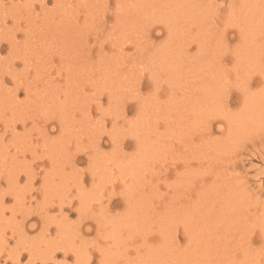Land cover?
<instances>
[{
	"label": "rangeland",
	"instance_id": "rangeland-1",
	"mask_svg": "<svg viewBox=\"0 0 264 264\" xmlns=\"http://www.w3.org/2000/svg\"><path fill=\"white\" fill-rule=\"evenodd\" d=\"M196 1L0 0V264H264V0Z\"/></svg>",
	"mask_w": 264,
	"mask_h": 264
},
{
	"label": "bare ground",
	"instance_id": "bare-ground-1",
	"mask_svg": "<svg viewBox=\"0 0 264 264\" xmlns=\"http://www.w3.org/2000/svg\"><path fill=\"white\" fill-rule=\"evenodd\" d=\"M127 1H128V0H127ZM146 1L149 2V0H145V2H146ZM152 1H153V0H152ZM157 1H158V0H157ZM160 1H161V0H160ZM191 1L193 2V3L191 2V4H193V5H195L194 2L199 3V2L196 1V0H191ZM202 1H203V0H202ZM85 2H86V1H85ZM85 2H84V3H85ZM124 2H125V1H124ZM124 2H123V4H124ZM186 2H187V0H183V1H182V0H174V1H172V0H163V1H161V3H160V2H159V3L157 2V4H156L155 1H154V3L150 1L149 3H150V7H151V9H150V7L148 6V5H149L148 3H147V4H148L147 6L149 7V10H151V11H150V14H152V16L155 15V14L157 13V11H156V7H158V5H161V8H162V9L165 8V10H166V9L173 8V7H174V8H179V9H180V8L183 9V6H184V9H187V11L189 10V11L191 12L192 9H191L190 7H187V6L189 5L188 2H187L188 5L185 6V5H186ZM136 3H137V2H136ZM140 3H141V1H140ZM197 3H196V5H197ZM22 4H23V3H22ZM56 4H57V3H56ZM132 4H133V3H132ZM45 5H46V0H42V2H41V7H42V8H43V7H46ZM20 6H21V4H20ZM31 6H32V5H31ZM139 6H142V5H139ZM130 7H131V6H130ZM144 7H145V5H144ZM148 7H147V8H148ZM23 8H24V7H23ZM49 8H50V7H49ZM139 8H141V7H139ZM188 8H189V9H188ZM256 8H257L258 10H256L257 12H254V14L257 13V14H259V16H261V17L258 18V19H257V17L255 16L256 21H257V20L259 21V20L262 18L263 21H261V22L264 23V15L262 16V14H263V10H261L260 13H258V11H259L262 7L257 5ZM32 9H33V8L31 7L30 11H31ZM142 9H143V8H142ZM190 9H191V10H190ZM2 10H3V9H2ZM71 10H72V9H71ZM71 10H69V11H71ZM129 10H130V8L128 7V11H129ZM144 10L147 11L146 8L143 9L142 11H144ZM3 11H4V10H3ZM62 11H63V10H62ZM97 11H98V10H97ZM131 11H132V10H131ZM138 11H141V10H138ZM146 11H145V12H146ZM187 11H186V10H185V11H182L183 16H184L185 12H186V15H187ZM65 12H66V11H65ZM118 12H119V11H118ZM132 12H133V11H132ZM132 12H131V13H132ZM145 12H144V13H145ZM167 12H168V10H167ZM183 12H184V13H183ZM190 12H189V13H190ZM193 12H194V11H193ZM252 12H253V11H252ZM3 13H4V12H3ZM23 13H24V12H23ZM27 13H28V12H27ZM66 13H67V12H66ZM66 13H65V15H66ZM122 13H123V11H122ZM122 13H121V14H122ZM129 13H130V11H129ZM129 13H128V14H129ZM141 13H142V12H141ZM168 13H169V12H168ZM180 13H181V12H180ZM189 13H188V15H189ZM201 13H202V12H201ZM71 14H72V13H71ZM123 14H125V15L128 16L127 13H123ZM69 15H70V14H69ZM69 15H68V16H69ZM75 15H76V14H75ZM129 15H131V14H129ZM156 15H158V14H156ZM193 15H195V14H193ZM44 16H45V15H44ZM72 16H73V15H72ZM127 16H126V17H127ZM152 16H151V17H152ZM253 16H254V15H253ZM259 16H258V17H259ZM66 17H67V16H66ZM149 17H150V16H149ZM250 17H251V16H250ZM50 18H51V17H50ZM85 18H86V17H85ZM87 18H88V17H87ZM170 18H172V17H170ZM184 18H185V17H184ZM251 18H253V17H251ZM180 19H181V18H180ZM185 19H186V18H185ZM48 20H49V18H48ZM84 20H85V19H84ZM88 20H89V19H88ZM123 20H124V19H123ZM123 20H122V22H123ZM152 20H153V19H152ZM159 20H160V19H159ZM64 21H65V20H64ZM64 21H63V22H64ZM124 21H125V20H124ZM42 22H44L43 19H42ZM174 22H175V20H174ZM180 22H181V21H180ZM198 22H199V21H198ZM17 23H19V22H17ZM172 24H174V23L172 22ZM177 24H179V23H177ZM177 24L175 23V25H177ZM19 26H20V25H19ZM18 28H19V27H18ZM205 28H206V27H205ZM239 28H241V27H239ZM239 28H238V29H239ZM254 28H256V27H254ZM96 29H97V28H96ZM252 29H253V28H252ZM261 29H262V28H261ZM33 30H34V29H33ZM37 30H38V29H37ZM68 30H69V29H68ZM73 30H74V29H73ZM89 30H90V29H89ZM241 30L243 31V28H242ZM244 30H245V29H244ZM38 31H40V30H38ZM41 31H43V30H41ZM198 31H199V30H198ZM239 31H240V29H239ZM256 31H257V30H256ZM259 31H261V30L259 29ZM68 32H69V31H68ZM150 32H151V29H150ZM12 33H13V32H12ZM29 33H30V32H29ZM256 33H257V32H256ZM260 33H261V32H260ZM262 33H263V32H262ZM35 34H36V33H35ZM35 34H34V35H35ZM45 34H46V33H45ZM32 35H33V34H32ZM223 35H224V34H223ZM37 36H38V35H37ZM149 36H150V35H149ZM193 36H194V35H193ZM12 37H13V36H12ZM34 37H35V36H34ZM28 38H29V36H28ZM28 38H27V39H28ZM57 38H58V36H57ZM83 38H84V37H83ZM10 40H11V39H10ZM34 40H35V39H34ZM59 40H60V39H59ZM31 41H32V40H31ZM35 41H36V40H35ZM12 42H13V41H12ZM29 42H30V41H29ZM39 42H40V41H39ZM72 42H73V41H72ZM127 42H128V41H127ZM7 43H8V42H7ZM26 43H28V42H26ZM26 43H25V44H26ZM32 43H33V42H32ZM32 43H30V44H32ZM43 43H44V42H43ZM10 44H11V43H10ZM33 44H34V43H33ZM35 44H36V43H35ZM44 44H45V43H44ZM23 45H24V44H23ZM28 45H29V44H28ZM39 45H40V44H39ZM189 45H190V44H189ZM35 46H36V45H35ZM24 47H25V46H24ZM28 47H29V46H28ZM41 47H43V46H41ZM30 48L32 49V47H30ZM34 48H35V47H34ZM38 48H39V47H38ZM45 48H46V47H45ZM45 48H44V50H45ZM49 48H50V47H49ZM54 48H55V47H54ZM50 50H52V49L50 48ZM81 50H82V49H81ZM15 51H16L17 54H18L19 50L17 49V50H15ZM45 51H46V50H45ZM52 51H53V50H52ZM21 52H23V51H21ZM25 52H27V51H25ZM37 52H38V51H37ZM39 52H40V51H39ZM81 52H83V51H81ZM122 52H123V51H122ZM77 53H78V52H77ZM30 54H31V53H29V55H30ZM40 54H41V53H40ZM44 54H45V53H44ZM49 54H50V53H49ZM71 54H72V53H70L69 55H71ZM85 54H86V53H85ZM85 54H84V55H85ZM8 55H9V54H8ZM11 55H13V53H11ZM11 55H10V56H11ZM103 55H104V54H103ZM19 56L22 57L21 55H19ZM26 56H28V55H26ZM26 56H24V58H25ZM13 57H14V56H13ZM17 57H18V56H17ZM28 57H31V56H28ZM28 57H27V58H28ZM70 57H72V56H70ZM100 57H101V56H100ZM103 57H104V56H103ZM24 58H20V59H24ZM14 59H16V58H14ZM76 59H77V58H76ZM100 59H101V58H100ZM25 60H26V58H25ZM27 60H28V59H27ZM78 60H80V59L78 58ZM21 61H22V60H21ZM22 62H24V61H22ZM45 62H46V60H45ZM72 62H73V61H72ZM25 63H26V62H25ZM73 63H76V61L73 62ZM77 63H78V62H77ZM12 64H13V62H12ZM67 65H68V64H67ZM8 66H9V65H8ZM11 66H12V65H11ZM11 66H10V67H11ZM74 66H75V65H74ZM74 66H72V67H74ZM82 66H83V65H82ZM106 66H107V65H106ZM64 67H65V66H64ZM76 67H77V66H76ZM6 68H7V67H6ZM69 68H70V72H71V70H72V72H73V69L75 70V68H71L70 65L68 66V70H69ZM103 68H105V67H103ZM103 68H102V69H103ZM11 69H13V68H11ZM64 69H66V68H64ZM99 69H100V68H99ZM14 70H15V69H14ZM58 70H59V69H58ZM100 70H101V69H100ZM104 70H106V69H104ZM12 71H13V70H12ZM111 71H112V70H111ZM258 71H259V70H258ZM72 72H71V73H72ZM76 72H78V70H77ZM88 72H89V71H88ZM102 72L104 73V71H102ZM102 72H101V73H102ZM220 72H221V71H220ZM10 73H11V72H10ZM10 73H9V75H10ZM67 73H69V72H67ZM82 73H83V72H82ZM115 73H116V72H115ZM12 74L14 75V73H12ZM245 74H246V73H245ZM13 75H12V76H13ZM66 75H67V77H68V74H66ZM69 75H70V74H69ZM86 75H87V74H86ZM261 75H262V74H261ZM262 76L264 77V75H262ZM77 77H79V76L77 75ZM85 77H86V76H85ZM87 77H88V76H87ZM249 77H250V76H249ZM92 78H93V77H92ZM98 78H99V77H98ZM102 78H103V77H102ZM53 79H54V78H52V81H53ZM70 79H71V80H75L76 78L73 79V77H70ZM78 79H79V78H78ZM88 79H89V78H88ZM103 79H104V78H103ZM250 79H251V78H250ZM54 80H55V79H54ZM84 80H85V79H84ZM68 81H70V80H68ZM102 81H103V80L101 79V82H102ZM71 82H72V81H70V83H71ZM215 82H216V81H215ZM27 83H28V82H27ZM49 83H50V82H49ZM70 83H69L68 85H70ZM72 83H73V82H72ZM98 83H99V82H98ZM104 83H105V82H104ZM246 83H247V82H246ZM65 84H66L67 87H70V86L67 85V80H66V83H65ZM101 84L103 85V82H102ZM18 86H19V83H18ZM73 86H74V85H73ZM100 87H101V86H100ZM27 89H28V88H27ZM29 89H30V88H29ZM69 89H70V88H69ZM69 89H66V90H69ZM71 89H72V88H71ZM15 90H16V89H15ZM74 90H75V88H74ZM79 90H80V89H79ZM72 91H73V90H71V93H72ZM75 91H76V92H75ZM75 91H74V98H75V99H76L77 97H81V96H83V95L79 94L80 91L78 92L77 89H76ZM211 91H212V90H211ZM2 92H3V91H2ZM11 92H12V91H11ZM27 92H28V91H26V94H27ZM29 92H30V90H29ZM66 92H67V91H66ZM33 93L36 94L35 92H33ZM33 93H32V95H33ZM41 93H42V92H41ZM43 93H44V92H43ZM89 93H90V92H89ZM96 93H97V92H96ZM86 94H87V93H86ZM16 95H17V94H16ZM56 95H57V94H56ZM80 95H81V96H80ZM30 96H31V95H30ZM57 96H58V95H57ZM88 96H89V95H88ZM32 97H33V96H32ZM40 97H41V96H40ZM85 97H86V96H85ZM27 98H28V97H27ZM50 98H51V97H50ZM45 99H47V98L45 97ZM66 99H67V98H66ZM66 99L64 98V100H66ZM72 99H73V98H72ZM88 99H89V98H88ZM151 99H152V98H151ZM47 101H48V100H47ZM55 101H56V100H55ZM71 101H72V100H71ZM91 101H92V100H91ZM67 102L70 104L69 99H67V101L65 102V105L67 104ZM77 102H79V101H77ZM77 102H76V104H77ZM23 103H24V102H23ZM45 103H46V101H45ZM72 103H74V102L72 101ZM59 104H60V103H59ZM69 104H68V106H69ZM76 104H75V106H76ZM97 104H98V102H97ZM261 104H262V103H261ZM54 105H55V104H54ZM57 105H58V104H57ZM57 105H55V106H57ZM65 105H64V106H65ZM124 105H125V104H124ZM154 105H155V104H154ZM5 106H6V105H5ZM58 106H59V105H58ZM73 106H74V104H73ZM14 107H15V106H14ZM71 107H72V105H71ZM71 107H70V108H71ZM79 107H81V106L79 105V106H78V109H79ZM122 107H123V106H122ZM58 108H59V107H58ZM68 108H69V107H67V106L65 107L66 110H68ZM73 108H74V107H73ZM75 108H76V107H75ZM83 108H84V106H83ZM1 109H2V108H1ZM54 109H55V108H54ZM99 109H100V108H99ZM125 109H126V108H125ZM143 109H144V108H143ZM72 110H73V109H72ZM153 110H154V109H153ZM258 110H259V109H258ZM260 110H261V109H260ZM262 110H263V109H262ZM69 111H70V110H69ZM69 111H68V113H70ZM198 111H199V110H198ZM198 111H197V112H198ZM200 111H201V110H200ZM200 111H199V113H200ZM62 112H63V111H62ZM73 112H74V111H73ZM73 112H72V113H73ZM88 112H89V111H88ZM52 113H53V112H52ZM64 113H65V112H64ZM66 113H67V111H66ZM66 113L63 114V115H62V113H61L62 119L64 118V115H66ZM68 113H67V115H68ZM72 113H71V114H72ZM209 113H210V112H209ZM146 114H147V113H146ZM75 116H76V115H75ZM9 118H10V117H9ZM75 118H77V117H75ZM75 118H74V120H75ZM79 118H80V117H78V119H79ZM87 118H88V117H87ZM141 118H142V117H141ZM65 119H66V118H65ZM63 120H64V119H63ZM63 120H62L61 122H63ZM67 120H68V122H69L71 119H70V118L68 119V117H67ZM67 120L64 121V124L66 123V125H67V127H68V124H69V123L67 124ZM74 120H73V121H74ZM76 120H77V119H76ZM76 120H75V122H76ZM77 121H78V120H77ZM84 121H86V119H85ZM88 121H90V120H88ZM24 122H26V121L24 120ZM59 122H60V121H59ZM82 122H83V121H82ZM86 122H87V121H86ZM90 122H91V121H90ZM204 122H205V121H204ZM70 123H71V122H70ZM76 123H78V122H76ZM76 123H73V124H75L76 127H77V124H76ZM83 123H84V122H83ZM221 123H222V122H221ZM15 124H16V123H15ZM88 124H90V123L88 122ZM69 125H70V124H69ZM80 125H81V124H79V126H78L79 128H80ZM84 125H85V123L83 124L82 128L85 129ZM91 125H93V124H91ZM86 126H87V125H86ZM62 127H64V126H62ZM72 127L75 128V126H73V125H72ZM6 128H8V127H6ZM31 129H32V128H31ZM67 129H68V130H69V129L71 130V128H67ZM67 129H66V130H67ZM217 129L222 130V125H218V126H217ZM5 130H6V129H5ZM12 130H13V129H12ZM86 130H88V128H87ZM14 131H15V130H14ZM77 131H81V130H77ZM77 131H76V133H77ZM97 131H98V130H97ZM12 132H13V131H12ZM16 132H17V131H15V133H16ZM81 132H84V131H81ZM5 133H6V132H5ZM71 133H72V132H71ZM3 134H4V133H3ZM12 134H13V133H12ZM1 137H2V136H1ZM31 138H32V137H31ZM31 138H29L30 142H31V140H32ZM44 138H45V137H44ZM68 138H69V137H68ZM74 138H75V137H74ZM93 138H94V137H93ZM55 140H56V139H55ZM55 140H54V141H55ZM65 140H66V139H65ZM0 142H2V141L0 140ZM27 142H29V141H27ZM45 142H46V141H44V143H45ZM47 142H48V141H47ZM49 142H50V141H49ZM124 142H125V140H124V139H123V140L121 139V141H120V145H121L122 147H123V145H125ZM20 143H22V142H20ZM58 143H59V142H58ZM117 143H119V142H117ZM125 143H126V142H125ZM22 144H23V143H22ZM46 144H47V143H46ZM55 144H56V143H55ZM55 144H53V145H55ZM115 144H116V143H115ZM184 144H185V143H184ZM205 144H206V143H205ZM192 145H193V144H192ZM206 145H207V144H206ZM48 146H49V144H48ZM56 146H58V148H59V145H56ZM186 146H187V145H186ZM189 146H190V145H189ZM196 146H197V144H196ZM42 147H43V146H42ZM53 147H54V146H53ZM119 147H120V146H119ZM187 147H188V146H187ZM197 147H198V146H197ZM2 148H3V147H2ZM189 148H190V147H189ZM94 149H95V148H94ZM2 150H4V149H2ZM55 150H56V148H55ZM62 150H63V149H62ZM148 150H149V149H148ZM46 151H47V150H46ZM52 151H54V149H53ZM42 152H44V151L42 150ZM50 152H51V151H49V153H50ZM54 152H55V151H54ZM0 153H1V152H0ZM2 153H4V152H2ZM52 153H53V152H52ZM65 153H66V152H65ZM60 154H61V153H60ZM4 155H5V153L3 154V158L5 157ZM71 155H72V154H71ZM0 156H1V155H0ZM73 156H74V155H73ZM73 156H72V157H73ZM6 157H7V154H6ZM6 157H5V158H6ZM52 157H53V156H52ZM54 157H55V156H54ZM1 158H2V156H1ZM70 158H71V157H70ZM7 159H8V158H7ZM56 159H58V157H57ZM56 159H55V161H57ZM95 159H96V158H95ZM142 159H143V158H142ZM142 159H141V160H142ZM187 159H188V158H187ZM262 159L264 160V157H263ZM1 160H2V159H1ZM5 160H6V159H5ZM70 160L73 162L75 159H74V157H73V158L70 159ZM50 161H51V160H50ZM106 161H107V160H105V162H106ZM5 162H6V161H4V162H2V163L5 164ZM128 162H129V161H128ZM187 162H188V161H187ZM6 163H7V162H6ZM51 163L53 164V162H51ZM73 163H74V162H73ZM30 164H31V163H30ZM52 164H51V165H52ZM124 164H125V163H124ZM126 164H127V163H126ZM189 164H190V163H189ZM89 165H90V164H89ZM89 165H88V166H89ZM137 165H138V164H137ZM174 165H175V164H174ZM0 166H1V164H0ZM53 166H54V164H53ZM166 167H167V166H166ZM174 167H175V166H173V168H174ZM104 168H105V167H104ZM113 168H114V167H113ZM121 168H122V167H121ZM53 169H56V170H57V165H55ZM118 169H119V168H118ZM166 169H167V168H166ZM176 169H177V168H176ZM32 170H33V169H32ZM124 170H126V169H123L122 171H121V170H120V171L123 172ZM140 170H141V169H140ZM107 171H108V170H107ZM144 171H145V169H144ZM167 171H168V170H167ZM11 172H12V171H11ZM50 172H51V170H50ZM145 172H146V171H145ZM168 172H169V171H168ZM189 172H190V171H189ZM12 173H13V172H12ZM52 173H53V172H52ZM142 173H143V172H142ZM29 174H30V173H29ZM49 174H50V173H49ZM54 174H55V172H54ZM54 174H53V175H54ZM57 174H58V175H61L60 172H58ZM97 174H99V173H97ZM100 174H101V173H100ZM110 174H111V173H110ZM121 174H123V173H121ZM176 174H177V173H176ZM30 175H31V174H30ZM46 175H47V174H46ZM141 175H142V174H141ZM54 176H55V175H54ZM100 177H101V176H100ZM122 177H124V176H122ZM203 177H204V175H203ZM11 178H12V177H11ZM34 178H36V177H34ZM34 178H33V179H34ZM0 179H1V178H0ZM73 179H74V178H73ZM200 179L202 180V177H201ZM30 180H31V179H30ZM105 180H106V179H105ZM203 180H204V179H203ZM13 181H14V179H13ZM52 181H54V180L52 179ZM98 181H99V180H98ZM204 181H205V180H204ZM205 182H206V181H205ZM209 182H210V181H209ZM49 183H51V182L49 181ZM53 183H54V182H53ZM56 183H57V182H56ZM59 184H61V183H59ZM59 184H58V185H59ZM100 184H101V183H100ZM15 185H16V184H15ZM98 185H99V184H98ZM166 185H167V184H166ZM10 186H11V185H10ZM10 186H9V188H10ZM53 186H54V185H53ZM13 188H14V187H13ZM50 188H51V187H50ZM80 188H81V187H80ZM100 188H101V187H100ZM16 190H18V189H16ZM19 190H20V189H19ZM94 190H95V189H94ZM14 192H15V191H14ZM19 192H20V191H19ZM46 192H47V191H45V193H46ZM95 192H96V191H95ZM95 192H94V193H95ZM167 192H168V191H167ZM12 193H13V192H12ZM12 193H10V195H11ZM20 193H21V192H20ZM164 193H165V192H164ZM164 193H163V194H164ZM176 193H177V192H175V194H176ZM261 193H262V192H261ZM47 194H48V193H47ZM163 194H162V196H163ZM112 195H113V194H112ZM252 195H253V194H252ZM162 196H161V197H162ZM174 196H175V195H174ZM178 196H179V195H178ZM195 196L199 197V199H200V197H203V194H202L201 191H200V192L197 193ZM4 197H5V196H4ZM131 197H132V196H131ZM18 198H19V197H18ZM108 198H109V197H108ZM173 198L175 199V197H173ZM173 198H172V199H173ZM176 198H177V196H176ZM21 199H23V198L21 197ZM111 199H112V197H111ZM111 199H109V200H111ZM131 199H133V198H131ZM190 199H191V197H190ZM190 199H189V202L187 203V206L184 205V206L182 207L183 204L180 205L183 209L185 208V209H184L185 211L181 210V208H180V209H179V212H177V213H179V214L182 215V216H181V215H180V216H181V220H182V222H183L184 225H185V229H186V226H187L186 221H188V222H189L190 224H192V225L194 224L193 221H194V217H195V216L191 214V212H192L191 207H193V206H192L193 202L191 203V200H190ZM205 199H206V198H205ZM1 200H3V198H2ZM16 200H17V199H16ZM79 200H80V199H79ZM112 200H113V199H112ZM129 200H130V199H129ZM162 200H163V199H162ZM177 200H178V199H177ZM206 200H207V199H206ZM18 201L21 202L20 198L18 199ZM175 201H176V200H175ZM193 201H195V200H193ZM197 201H198V200H197ZM23 202H24V201H23ZM110 202H111V201H110ZM112 202H113V201H112ZM133 202H134V204H136L135 201H134V199H133ZM161 202H162V201H161ZM195 202H196V201H195ZM198 202H199V201H198ZM198 202H197V203H198ZM201 202H202V200H201ZM201 202H200V203H201ZM125 203H126V202H125ZM130 204H131V203H130ZM130 204H129V205H130ZM137 204H138V203H137ZM179 204H181V203H179ZM184 204H186V203H184ZM194 204H195V203H194ZM194 204H193V205H194ZM24 205H25V204H24ZM111 205H112V204H111ZM124 205H125V204H124ZM131 205H132V204H131ZM195 205H196V204H195ZM195 205H194L193 208H196V216H197V218L203 216V217L200 218L201 220H199L197 224H198V226H201V228L203 227V229H204L208 224L211 225V224L209 223V220H210V218H211L212 216L208 215L209 212L207 213V211H204V210H202V209L198 210L197 207H196ZM202 205H203V204H202ZM214 205H215V204H214ZM83 206H84V205H83ZM107 206H108V205H107ZM133 206H134V205H133ZM135 206H136V205H135ZM166 206H167V205H166ZM172 206H173V205H172ZM172 206H171V207H172ZM188 206H189L190 208H189ZM198 206H199V204H198ZM22 207H23V206H22ZM160 207H161V206H160ZM174 207H175V205H174ZM178 207H179V206H178ZM199 207H200V206H199ZM1 208H2V207H1ZM79 208H80V205H79ZM81 208H82V207H81ZM100 208H101V206H100ZM130 208H131V209H132V208L134 209L135 207H130V206H129V209H130ZM201 208H202V207H201ZM102 209H103V208H102ZM102 209H101V210H102ZM135 209H136V208H135ZM12 210H13V209H12ZM25 210H27V209H25ZM25 210L23 209L24 212H25ZM101 210H100V211H101ZM108 210H109V209H108ZM171 210H172V211H170V214H169L168 216H164V215H159V214H158V215H159V224H160V225L164 224L165 222L168 223V222H171V221L175 220V216L172 217V214L174 213V210H175V209H174V208H173V209L171 208ZM190 210H191V211H190ZM3 211H4V210H3ZM106 211H107V210H106ZM131 211H132V210H131ZM162 211H163V210H162ZM175 211H176V210H175ZM217 211H218V210H217ZM231 211H232V209H231ZM20 212H21V210H20ZM27 212H28V211H27ZM212 212H213V211H212ZM221 212H222V209H221ZM225 212H226V211H225ZM225 212H224V214H225ZM229 212H230V210L228 211V213H229ZM236 212H237V211H236ZM61 213H62V212H61ZM103 213H104V212H103ZM107 213H109V212H107ZM107 213H106V214H107ZM128 213H129V212H128ZM165 213H166V212H165ZM192 213H193V212H192ZM233 213H234V212H233ZM3 214H4V213H3ZM12 214H13V213H12ZM12 214H11V215H12ZM106 214H105V215H106ZM209 214H210V213H209ZM211 214H212V213H211ZM222 214H223V213H222ZM13 215H16V214H13ZM22 215H23V214H22ZM166 215H167V214H166ZM184 215H185V216H184ZM186 215H187V216H186ZM226 215H227V213H226ZM226 215H224V218L226 217ZM228 215H229V214H228ZM228 215H227V216H228ZM230 215H231V214H230ZM230 215H229V216H230ZM183 216H184L186 219H183V218H184ZM193 216H194V217H193ZM13 217H14V216H13ZM15 217H16V216H15ZM192 217H193V218H192ZM238 217H239V216H238ZM242 217H243V216H242ZM235 218H236V217H235ZM7 219H8V218H7ZM14 219H15V218H14ZM24 219H25V218H24ZM195 219H196V218H195ZM208 219H209V220H208ZM211 219H212V218H211ZM226 219H227V218H226ZM13 221H14V220H13ZM13 221H12V222H13ZM21 221H22V220H21ZM64 221H65V220H64ZM106 221H107V219H106ZM111 221H112V220H111ZM222 221H223V220H222ZM230 221H231V219H230ZM176 222H177V221H176ZM213 222H214V220H213ZM213 222H212V224H213ZM215 222H216V221H215ZM237 222H238V221H237ZM237 222L235 221V223H237ZM17 223H18V222H17ZM157 223H158V222H157ZM180 223H181V222H180ZM12 224H13V223H12ZM175 224H177V223H175ZM230 224H231V223H230ZM241 224H242V223H241ZM241 224H239V225H241ZM170 225H173L172 222H171V224H169V226H170ZM181 225H183V224H181ZM195 225H196V224H195ZM215 225H216V224H215ZM215 225H214V227H216ZM217 225H218V224H217ZM236 225H237V224H236ZM166 226H167V225H166ZM66 227H67V226H66ZM170 227H171V226H170ZM172 227H173V226H172ZM187 227H188V226H187ZM189 227H190V226H189ZM193 227H194V226H193ZM210 227L212 228V226H210ZM30 228H31V227H30ZM161 228H162V230H165V229H166V228H165V225L162 226ZM175 228H176V227H175ZM175 228H173V229H175ZM197 228H199V227H197ZM206 228H207V227H206ZM64 229H67V228H65V226H64ZM176 229H177V228H176ZM187 229H188V228H187ZM192 229H193V228H192ZM195 229H196V227L194 228V230H195ZM212 229H213V228H212ZM71 230H72V229H71ZM71 230H70V231H71ZM205 230H206V229H205ZM214 230H215V229H214ZM86 231H87V230H86ZM177 231H178V230H177ZM185 231H186V230H185ZM190 231H191V230H190ZM198 231H202V230H198ZM207 231H208V230H207ZM212 231H213V230H212ZM212 231H211V232H212ZM163 232H164V231H163ZM204 232H205V231H204ZM204 232H202V234H201V240H204V239H205V234H207L206 237L209 236V235H208L209 233H204ZM211 232H210V233H211ZM246 232H247V231H246ZM254 232H255V231H254ZM175 233L177 234L178 232H176V230H175ZM195 233H196V231H195ZM200 233H201V232H200ZM164 234H165V233H164ZM182 234H183V233H182ZM184 234H185V233H184ZM213 234H214V233H213ZM213 234H212V235H213ZM242 234H243V233H242ZM244 234H245V233H244ZM253 234H254V233H253ZM66 235L68 236V234H66ZM71 235H72V234H71ZM187 235H188V234H187ZM247 235H248V234H247ZM249 235H250V234H249ZM249 235H248V236H249ZM77 236H78V235H77ZM174 236H176V235H174ZM199 236H200V235H199ZM214 236H215V235H214ZM243 236H244V235H243ZM69 237H70V236H69ZM69 237H68V238H69ZM170 237H171V236H170ZM211 237H212V236H211ZM68 238H67V239H68ZM209 238H210V236H209ZM213 238H214V237H213ZM70 239H71V238L68 239L70 242L67 241L68 244L71 243V240H70ZM73 239H74V238H73ZM190 239H192V238H190ZM193 239L195 240V237H193ZM193 239H192L191 241H193ZM199 240H200V238H199ZM61 241H63V240H61ZM196 241H197V237H196ZM67 242H65V244H61V245H65V246H66V243H67ZM174 242H175V240H174ZM193 242H194V241H193ZM199 242H200L199 244H201V245H199V246H202L203 243H206V242H204V241H203L202 243H201V241H199ZM208 242H209V241H207V243H208ZM218 242H219V240H218ZM190 243H192V242H190ZM196 243H197V242H196ZM219 244H220V243H219ZM74 245H75V244H74ZM74 245H72V246H74ZM113 245H114V244H113ZM117 245H118V244H117ZM119 245H120V244H119ZM158 245H159V244H158ZM164 245H166V243H165ZM177 245H178V244H177ZM68 246H69V245H68ZM68 246H67V247H68ZM162 246H163V245H162ZM178 246H179V245H178ZM180 246H182V245H180ZM204 246H205V245H204ZM213 246H215V245H213ZM52 247H53V246H52ZM63 247H64V246H63ZM69 247H70V246H69ZM69 247H68V248H69ZM75 247H76V246H75ZM75 247H72V249H75ZM164 247H165V246H164ZM235 247H236V246H235ZM244 247H245V246H244ZM32 248H33V247H32ZM119 248H120V246H119ZM152 248H153V247H152ZM159 248H160V245H159ZM159 248H158V249H159ZM180 248H181V247H180ZM189 248H190V246H189ZM227 248H228V247H227ZM229 248H231V247L229 246ZM63 249H64V248H63ZM65 249H66V247H65ZM69 249H70V248H69ZM69 249H67V251H70ZM72 249H71V250H72ZM146 249H147V248H146ZM160 249H161V248H160ZM177 249H178V247H177ZM182 249H183V248H182ZM190 249H191V248H190ZM220 249H221V248H220ZM224 249H225V248H224ZM39 250H40V249H39ZM41 250H42V249H41ZM41 250H40V251H41ZM55 250H56V249H54V253H56ZM80 250H81V249H80ZM150 250H152V249L150 248ZM166 250H167V249H166ZM168 250H169V249H168ZM171 250H172V249H171ZM175 250H176V249H175ZM226 250L228 251V249H226ZM230 250H231V249H230ZM247 250H248V249H247ZM247 250H246V251H247ZM56 251H57V250H56ZM67 251L64 250L63 252L66 253ZM72 251H76V254H77V250H76V249H75V250H72ZM98 251H99V250H98ZM198 251H199V250H198ZM210 251H211V249H210ZM242 251H243V250H242ZM31 252H33V251H31ZM50 252H51V251H50ZM155 252H156V250H155ZM159 252H160V251H159ZM163 252H164V251H163ZM168 252H169V251H168ZM250 252H251V251H250ZM19 253H20V252H19ZM42 253H43V252H42ZM80 253H81V252H80ZM191 253H192V252H191ZM198 253H199V252H198ZM15 254H16V253H15ZM17 254H18V253H17ZM37 254H38V253H37ZM44 254H45V253H44ZM46 254H47V253H46ZM128 254H129V253H128ZM150 254H151V253H150ZM204 254H205V253H204ZM224 254H225V253H224ZM35 255H36V254H35ZM77 255H78V254H77ZM130 255H131V254H130ZM145 255H146V254H145ZM82 256H83V255H82ZM104 256H106V254H104ZM104 256H103V257H104ZM159 256H160V255H159ZM213 256H214V255H213ZM220 256H221V255H220ZM223 256H224V255H223ZM49 257H50V255H49ZM52 257H53V256L51 255L50 258H52ZM108 257H109V258L111 257L110 254H109ZM108 257H107V258H108ZM137 257H138V256H137ZM153 257H154V256H152V258H153ZM208 257H209V256H208ZM217 257H218V255H217ZM221 257H222V256H221ZM227 257H228V256H227ZM15 258H16V257H15ZM47 258H48V257H47ZM50 258H48V259H49V261L51 262V260H53V259H50ZM79 258H80V257H79ZM79 258L77 257V259H79ZM81 258H82V257H81ZM90 258H91V257H90ZM107 258H106V259H107ZM125 258L127 259V256H126ZM148 258H150V257H148ZM165 258H166V257H165ZM167 258H168V257H167ZM210 258H211V257H210ZM30 259H31V258H30ZM38 259H39V258H38ZM48 259H47V260H48ZM111 259H112V258H111ZM136 259H137V258H136ZM136 259H135V260H136ZM143 259H144V258H143ZM143 259H142V261H143ZM155 259H156V258H155ZM203 259H204V260H201V261H207V260H205V258H203ZM45 260H46V259H45ZM47 260L44 261V263H42V264H48ZM87 260H88V259H87ZM89 260H91V259H89ZM89 260H88L86 263H89ZM101 260H102V259H100V261H101ZM104 260H105V259H104ZM139 260H140V256H139ZM150 260L153 262L154 259H150ZM150 260H149L148 262H150ZM229 260H230V259H229ZM144 261H146V260H144ZM156 261H157V260H156ZM156 261H155V263H156ZM211 261H212V260H211ZM219 261H220V260H219ZM222 261H223V260H222ZM222 261H221V262H222ZM32 262H34V261H32ZM60 262H61V261H60ZM63 262H65V261H63ZM63 262H62V263H63ZM148 262H147V263H148ZM164 262H165V261H164ZM207 262H208V261H207ZM223 262H224V261H223ZM225 262H226V261H225ZM228 262H229V261H228ZM34 263H35V262H34ZM109 263H110V262H109ZM140 263H141V262H140ZM145 263H146V262H145ZM209 263H210V262H209ZM237 263H238V262H237ZM79 264H80V263H79ZM103 264H104V261H103ZM157 264H158V263H157ZM214 264H215V263H214Z\"/></svg>",
	"mask_w": 264,
	"mask_h": 264
}]
</instances>
